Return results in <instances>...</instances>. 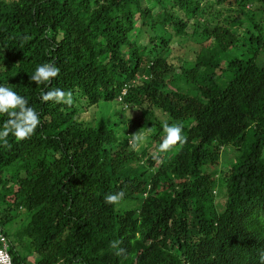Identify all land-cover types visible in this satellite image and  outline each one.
Listing matches in <instances>:
<instances>
[{
    "label": "trees",
    "instance_id": "trees-1",
    "mask_svg": "<svg viewBox=\"0 0 264 264\" xmlns=\"http://www.w3.org/2000/svg\"><path fill=\"white\" fill-rule=\"evenodd\" d=\"M0 84L41 119L0 147L13 264H261L264 0H0Z\"/></svg>",
    "mask_w": 264,
    "mask_h": 264
},
{
    "label": "clouds",
    "instance_id": "clouds-1",
    "mask_svg": "<svg viewBox=\"0 0 264 264\" xmlns=\"http://www.w3.org/2000/svg\"><path fill=\"white\" fill-rule=\"evenodd\" d=\"M59 74L60 68L55 62L42 63L35 68L34 73L30 76V82H35L36 85H51L52 81L57 78ZM40 99L42 102H52L55 105H71L73 103L72 93L66 92L61 88H52L47 92H43ZM0 116L7 117V119L0 124V147H11L9 143L10 136L17 142L30 139L41 123L40 114L33 107L29 106L28 99L2 84H0ZM163 133L164 136L158 149L160 153H166L174 146L183 145L186 142V138L182 135V124H170L165 122L163 124ZM143 139L144 136L137 132L133 135L131 143L133 146H136ZM124 197L125 193L123 191L107 194L105 196V203L119 205ZM186 221L190 224L189 219L186 218ZM1 235L4 237L5 243L0 239V250L6 248V253L13 264L0 220V236ZM120 245L121 241L119 240L111 244V247L116 250L115 254L118 256L125 253V249L120 247ZM0 264H3V262L0 261ZM261 264H264V256L261 257Z\"/></svg>",
    "mask_w": 264,
    "mask_h": 264
},
{
    "label": "built area",
    "instance_id": "built-area-1",
    "mask_svg": "<svg viewBox=\"0 0 264 264\" xmlns=\"http://www.w3.org/2000/svg\"><path fill=\"white\" fill-rule=\"evenodd\" d=\"M0 239H1L2 242L5 243V239H4V237L2 235L0 236ZM0 261H2L3 264H12L11 261H10L9 256L6 253V248L0 250Z\"/></svg>",
    "mask_w": 264,
    "mask_h": 264
},
{
    "label": "rangeland",
    "instance_id": "rangeland-1",
    "mask_svg": "<svg viewBox=\"0 0 264 264\" xmlns=\"http://www.w3.org/2000/svg\"><path fill=\"white\" fill-rule=\"evenodd\" d=\"M107 105L113 107V110H117V112L114 114V115H116V117L120 114L121 109H120V107H116L115 104H114V102H108ZM122 112L125 113V111H123V110H122ZM123 113H122V114H123ZM158 115H159V113H158ZM141 142H145V141L142 140ZM135 148H137V146H136ZM11 228H12V225H8V226L6 227V231L9 232V231L11 230Z\"/></svg>",
    "mask_w": 264,
    "mask_h": 264
}]
</instances>
